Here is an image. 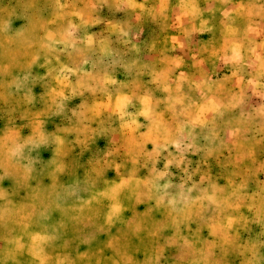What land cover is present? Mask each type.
Masks as SVG:
<instances>
[{"label":"rangeland","instance_id":"rangeland-1","mask_svg":"<svg viewBox=\"0 0 264 264\" xmlns=\"http://www.w3.org/2000/svg\"><path fill=\"white\" fill-rule=\"evenodd\" d=\"M0 264H264V0H0Z\"/></svg>","mask_w":264,"mask_h":264}]
</instances>
